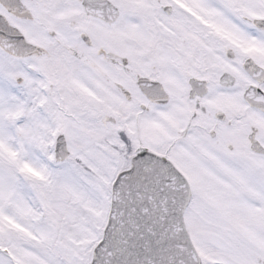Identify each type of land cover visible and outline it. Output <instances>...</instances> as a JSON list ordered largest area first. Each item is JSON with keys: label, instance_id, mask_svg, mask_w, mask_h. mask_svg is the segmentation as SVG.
Listing matches in <instances>:
<instances>
[{"label": "snow or ice", "instance_id": "1", "mask_svg": "<svg viewBox=\"0 0 264 264\" xmlns=\"http://www.w3.org/2000/svg\"><path fill=\"white\" fill-rule=\"evenodd\" d=\"M0 264H264V0H0Z\"/></svg>", "mask_w": 264, "mask_h": 264}]
</instances>
